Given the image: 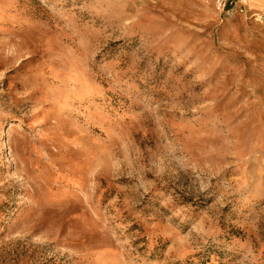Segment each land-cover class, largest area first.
<instances>
[{"label":"rangeland","instance_id":"obj_1","mask_svg":"<svg viewBox=\"0 0 264 264\" xmlns=\"http://www.w3.org/2000/svg\"><path fill=\"white\" fill-rule=\"evenodd\" d=\"M0 264H264V13L0 0Z\"/></svg>","mask_w":264,"mask_h":264},{"label":"built area","instance_id":"obj_2","mask_svg":"<svg viewBox=\"0 0 264 264\" xmlns=\"http://www.w3.org/2000/svg\"><path fill=\"white\" fill-rule=\"evenodd\" d=\"M215 5L216 8L220 9L227 15H230L232 12H244L245 3L244 0H208Z\"/></svg>","mask_w":264,"mask_h":264},{"label":"crops","instance_id":"obj_3","mask_svg":"<svg viewBox=\"0 0 264 264\" xmlns=\"http://www.w3.org/2000/svg\"><path fill=\"white\" fill-rule=\"evenodd\" d=\"M245 6L249 10H255L264 13V0H244ZM259 15V13H256Z\"/></svg>","mask_w":264,"mask_h":264},{"label":"bare ground","instance_id":"obj_4","mask_svg":"<svg viewBox=\"0 0 264 264\" xmlns=\"http://www.w3.org/2000/svg\"><path fill=\"white\" fill-rule=\"evenodd\" d=\"M258 15V14H257Z\"/></svg>","mask_w":264,"mask_h":264}]
</instances>
